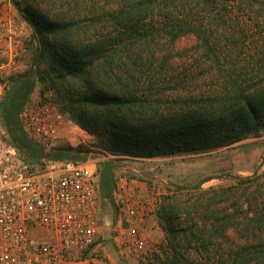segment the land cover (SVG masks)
Listing matches in <instances>:
<instances>
[{"label":"trees","instance_id":"obj_1","mask_svg":"<svg viewBox=\"0 0 264 264\" xmlns=\"http://www.w3.org/2000/svg\"><path fill=\"white\" fill-rule=\"evenodd\" d=\"M115 1L117 4L109 3L108 8H112L110 13L117 23L116 34L122 35L116 45H107L98 34H89L93 26L87 28L74 17L50 19L31 4L16 1L32 27V67L10 77L0 102L11 140L26 159L77 160L83 153L80 148L46 150L23 129L22 107L32 99L37 83L48 81L46 85L54 91L56 101L64 106L61 108L84 129L105 137L118 155L106 157L99 164L101 195L111 201L115 162L123 155L152 157L232 145L257 129L250 119H256V109L264 106V0ZM100 10L106 11L105 5ZM150 15L157 22L151 34H134L131 22ZM118 26L122 30L118 31ZM162 33L170 42L195 36L207 53L210 67L203 73L207 76L196 75L200 71L194 63L173 60L169 55L161 60L154 58L157 50L146 38L156 40ZM202 79L207 83L200 89ZM188 87L195 89L191 93L201 94L194 97L197 107L161 102L169 89L178 92ZM235 105L238 114L236 110L228 112ZM236 122L240 126H235ZM263 179L264 174L238 176L231 186L201 190L194 202L190 201L193 197L178 200L167 196V218L187 223L184 240L190 245L203 242L216 246L211 240L218 234L244 224V240L209 255L205 264H264ZM242 193L246 201L238 204ZM227 202L235 210L243 209L240 222L229 224L231 208H219ZM217 247L222 248L223 243Z\"/></svg>","mask_w":264,"mask_h":264},{"label":"built area","instance_id":"obj_2","mask_svg":"<svg viewBox=\"0 0 264 264\" xmlns=\"http://www.w3.org/2000/svg\"><path fill=\"white\" fill-rule=\"evenodd\" d=\"M31 33L10 0H0V102L10 77L25 71ZM20 120L46 150L88 134L50 95L27 102ZM104 158L31 162L10 138H0V264H98ZM113 197L115 245L124 255H144L142 224L153 210L146 194L125 179L116 183Z\"/></svg>","mask_w":264,"mask_h":264},{"label":"rangeland","instance_id":"obj_3","mask_svg":"<svg viewBox=\"0 0 264 264\" xmlns=\"http://www.w3.org/2000/svg\"><path fill=\"white\" fill-rule=\"evenodd\" d=\"M16 1L18 0H10L11 5L22 17L16 7ZM20 1H22V4L24 2L31 4L38 11L48 15L50 19H70L74 17L81 25L87 28L88 25L93 26L89 34H98L99 37L107 41V45H116L121 42L122 35L119 33L116 34L117 23L115 25V21L110 13L112 8H108L109 3L117 4L115 0ZM103 5H105L106 11L100 10V6ZM135 20L131 22L133 24L134 34L141 33L148 36L157 26V22H155L152 15L143 17L140 21ZM119 26L124 25L120 24ZM119 26L118 31L122 30ZM30 28L32 32V27L30 26ZM86 36L88 37V33ZM161 36L156 40H152L151 36L146 38L150 43V47H154L157 50V56L155 55L154 58L161 60L169 55L173 60L187 64L194 63L197 66V70L200 71V73L196 72V75L203 74L208 70L210 66L206 62L208 59L206 56L207 53L199 45V41L195 36H182L175 42H170L168 37L163 35V33ZM33 47L34 45L31 41L27 43V52L24 56L26 62L25 71L32 67L31 56ZM203 75L205 77L207 76L206 74ZM206 81L207 79H202L200 89L205 88ZM46 82L48 83V81ZM46 82L40 81L37 83V86L31 94V98H35L36 100L39 97L50 95L56 100L54 91L48 88ZM42 90H44L43 96H41ZM173 90L169 89L166 91L167 96L161 101L166 106H174L178 102L196 107L199 105V103L194 104L196 100L194 97H199L201 94L195 95L191 93L195 90L194 88H182L184 91L179 90L178 92ZM58 104L64 109L61 102ZM219 109L220 107L216 110L217 115H219ZM238 109V106L235 105L228 112L236 110V114H238ZM256 110L257 118H263L264 106H259ZM72 117L76 119L74 116ZM256 119H250V124L251 126L254 125L257 127V129L246 133L240 140L235 141L229 146H208L197 150L152 157L126 154L122 158H119L115 162V184L113 191L116 183L120 180L126 179L127 181L136 182L140 186L141 191L146 194L153 209L147 219L153 221L155 224L152 227L153 232L150 235L147 236L144 233L147 240L144 255L122 254L113 241L114 228L118 220V210L114 197L113 201H111L101 195L98 232V241L101 246L99 247L97 257L98 264H205L209 255L219 254L220 251L228 250L234 241L236 243L243 241L247 236V231H243L244 224L241 227L238 225L232 226L229 233H223V235L218 234V238L211 240L216 246H207L203 242H196L190 245L184 240L183 230L186 228L187 223L180 224L176 218L169 221L167 218L168 210H166L165 204L167 196H174L178 200L181 197H193L190 201L194 202L197 200L196 197L200 195L199 192L201 190L203 191L212 187L231 186L235 184L237 181L236 177L238 176L263 175L264 118L261 121H256ZM240 124V122H236L234 125L240 126ZM87 132L88 134H84L80 139L73 142L64 141L60 146L80 148L83 153H80V157L76 158L77 160L118 156L114 155L115 153H113L114 150L111 147V142L107 141L105 137L92 131L87 130ZM0 138L11 139L1 111ZM259 182L261 183L262 180H259ZM241 198L238 204L246 201L243 193ZM224 205H228L231 208L230 212L233 215L229 224L240 222L244 217L242 215L243 209L235 210L229 202L220 204L219 208H222ZM236 214L240 216L237 218L235 216ZM219 242L223 243L222 248L225 249L217 247L219 246Z\"/></svg>","mask_w":264,"mask_h":264},{"label":"crops","instance_id":"obj_4","mask_svg":"<svg viewBox=\"0 0 264 264\" xmlns=\"http://www.w3.org/2000/svg\"><path fill=\"white\" fill-rule=\"evenodd\" d=\"M35 99V98H32ZM154 222L146 219L145 222L142 224L144 233L148 236L153 232L152 227L154 226ZM155 230V229H154Z\"/></svg>","mask_w":264,"mask_h":264}]
</instances>
